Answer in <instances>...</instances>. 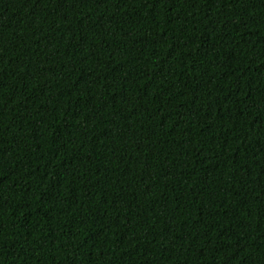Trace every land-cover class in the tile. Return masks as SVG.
Here are the masks:
<instances>
[{
  "label": "trees",
  "instance_id": "obj_1",
  "mask_svg": "<svg viewBox=\"0 0 264 264\" xmlns=\"http://www.w3.org/2000/svg\"><path fill=\"white\" fill-rule=\"evenodd\" d=\"M0 264H264V0H0Z\"/></svg>",
  "mask_w": 264,
  "mask_h": 264
}]
</instances>
